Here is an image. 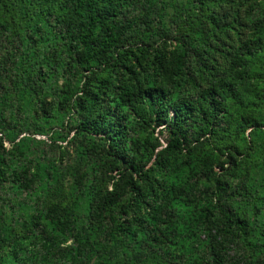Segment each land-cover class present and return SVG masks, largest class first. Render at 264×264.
<instances>
[{
    "label": "trees",
    "instance_id": "1",
    "mask_svg": "<svg viewBox=\"0 0 264 264\" xmlns=\"http://www.w3.org/2000/svg\"><path fill=\"white\" fill-rule=\"evenodd\" d=\"M55 125L100 163L86 224L74 199L28 215L1 193L40 175L12 167L6 135ZM262 167L264 0H0V264L53 259L49 226L72 238L53 264H260Z\"/></svg>",
    "mask_w": 264,
    "mask_h": 264
},
{
    "label": "rangeland",
    "instance_id": "2",
    "mask_svg": "<svg viewBox=\"0 0 264 264\" xmlns=\"http://www.w3.org/2000/svg\"><path fill=\"white\" fill-rule=\"evenodd\" d=\"M172 13L171 8H164L162 20L164 23L166 22V25H168V20L171 18ZM173 44L174 42H171L170 40L166 43H164V41H159V43H157V45H160L165 52L173 49ZM65 119H68L67 115L65 116ZM58 126L55 125L53 130L50 129L49 132L46 131L42 134H19L14 138L12 143L10 142V139H12L15 134L12 132L10 135H6L7 139H5L3 144L7 150V156L12 163V167L29 166L31 171H35V169L38 168L40 170V175L36 178L32 189L25 188L20 191L17 188L13 189V184L11 183V185L6 184L1 193L4 195H12V193L16 194L19 203L18 207H22L23 212L28 215H42L44 211L42 212L41 209L52 201L67 198V200L74 199L72 204L73 207H75L76 219L80 224H86L87 221H85V218L86 215H88L87 207L88 200H90L87 197V195L90 194V191H87L86 185H90L92 177H94L95 174H98L101 170V167L99 166L100 163L96 161L90 162L89 159H80L75 152V145L71 144L69 140L73 135V131H71L65 139H61L63 135L65 136L67 134V129ZM158 129L159 128L155 129L154 136H158V138L164 143V137L159 135L157 132ZM147 130L148 132L151 131V127ZM52 131H59L60 136H52ZM152 161L153 159L149 161L148 165L152 163ZM262 170L264 171V167H262ZM85 171L87 172V180H90L84 182L85 185L80 187L78 183L80 176L78 173H83ZM49 172H52L53 174L55 173L58 177V181H52L53 186L50 185L52 189L48 187L47 175ZM103 183L104 181L102 182V186ZM108 185L110 186V183ZM102 186L97 189L100 188L103 190ZM54 187H56L55 189L58 188V190H54ZM80 190H82L85 195H82ZM180 196L182 200H184L189 196V193L182 192L180 193ZM176 207L179 212L183 213L187 211V207L184 205L183 201H178ZM189 213L190 209L187 212V215ZM107 220L108 219H103L98 225L101 223L105 225ZM48 229L53 234L58 233L53 251H56L59 254H56L53 259L51 258L44 261V263L53 264L55 259H59V256L62 262L70 263L69 259L71 258V255L68 254L66 248V246L72 241V238H68L69 233H60L54 230L51 226H49ZM228 255H230V257L234 256L235 252L231 250ZM240 260H244L243 262H245V260H249V257L246 256L244 252ZM259 260L260 264H264V252L259 255ZM229 261L230 264H246L240 261L236 262L234 259H230Z\"/></svg>",
    "mask_w": 264,
    "mask_h": 264
}]
</instances>
